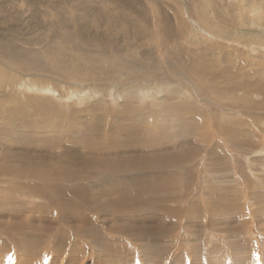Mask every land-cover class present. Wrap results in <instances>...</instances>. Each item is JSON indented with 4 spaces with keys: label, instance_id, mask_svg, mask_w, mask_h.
<instances>
[{
    "label": "rangeland",
    "instance_id": "obj_1",
    "mask_svg": "<svg viewBox=\"0 0 264 264\" xmlns=\"http://www.w3.org/2000/svg\"><path fill=\"white\" fill-rule=\"evenodd\" d=\"M139 27L144 33L145 29L154 33H147L146 38ZM107 51L110 58L115 55L112 60ZM72 59L79 60L81 74L90 60L98 63L93 72L103 78L111 99L100 96L94 87L81 105L77 98L74 102L62 98V103L54 100L58 107L52 100L55 105L50 111L69 116L98 100L104 103L98 107L104 116L124 107L130 113L154 117L142 118L139 125L103 117L97 128L82 124L80 139L91 142L93 130L103 132L107 121H114L126 129L138 128V142L132 137L131 142L146 156L155 152L148 150L149 145L165 154L180 149L174 143L183 149L187 145L197 148L196 154L175 169L137 168L136 173L120 176L96 170L87 185L77 184L84 192L77 196V187L68 190L61 184L1 177L0 264H264V0H0V109L11 104L26 106L27 98L51 97L53 93L46 94L45 88L53 80L64 85L61 80ZM107 63L114 66L105 72ZM38 79L49 83L44 81L45 88L41 85L35 90ZM11 80L15 87L5 86ZM18 80L31 87L24 90L22 99L11 100L7 92L21 85ZM142 91L143 101L132 98ZM171 114L180 117L165 120ZM63 123L59 135L38 139L31 131H22L10 139L25 143L21 148L15 145L17 153L28 152L29 142L35 149L29 154L38 157L40 149V155H45L47 141L50 145L65 137L60 129L68 124ZM120 156L116 159L128 164L137 155ZM43 159L57 161L58 156ZM139 176L147 182L155 178L154 187L159 189L135 191L132 185ZM116 182L123 183L122 191L121 187L114 188L117 192L110 189ZM123 189L135 194L129 204L141 202L124 212L104 211ZM212 197L214 204L220 202L219 207L226 198L230 209L209 211Z\"/></svg>",
    "mask_w": 264,
    "mask_h": 264
},
{
    "label": "bare ground",
    "instance_id": "obj_2",
    "mask_svg": "<svg viewBox=\"0 0 264 264\" xmlns=\"http://www.w3.org/2000/svg\"><path fill=\"white\" fill-rule=\"evenodd\" d=\"M159 21V20H158ZM150 22V21H149ZM157 23V22H156ZM176 23V22H175ZM163 26V25H162ZM185 26V25H184ZM110 27V26H109ZM138 27V26H137ZM187 27V26H186ZM146 28V27H145ZM151 28V27H150ZM163 28V27H162ZM170 28V27H169ZM189 28V27H188ZM140 29V27H139ZM138 29V31H139ZM152 29V28H151ZM159 29V28H158ZM161 29V28H160ZM142 31V29H140ZM157 30V29H156ZM137 31V32H138ZM146 33H144V31H142L144 33V36L147 38L150 33H148V31L145 29ZM178 31V30H177ZM181 31V30H180ZM120 32V31H119ZM126 32V31H125ZM124 32V34H126ZM140 32V31H139ZM159 32H162V31H159ZM182 32V31H181ZM149 35H148V34ZM154 33V32H153ZM152 33V34H153ZM165 33V32H164ZM162 32V34H164ZM168 33V32H166ZM180 33V32H179ZM117 34V32H116ZM123 34V33H122ZM147 34V36L145 35ZM160 34V33H159ZM131 35V34H129ZM141 35V32L140 34L138 33V36ZM143 35V34H142ZM141 35V36H142ZM167 36L171 35V33L169 32L168 34H166ZM128 34L125 36V38L127 39L128 37ZM133 36V35H132ZM131 36V37H132ZM137 36V37H138ZM140 36V37H141ZM143 36V37H144ZM155 36V35H154ZM152 35V40H153V37ZM164 36V35H163ZM176 36V35H174ZM172 35V38L174 37ZM180 36V34H179ZM124 37V35H123ZM134 37H136L134 35ZM151 37V36H150ZM165 37V36H164ZM178 37V36H176ZM175 37V38H176ZM41 38V37H40ZM155 38V37H154ZM167 38H171L170 37H167ZM172 38L170 39V41L172 40ZM124 39V38H123ZM149 39V38H148ZM181 39V38H180ZM183 39V38H182ZM134 40V38H133ZM144 40V39H143ZM146 40V39H145ZM168 40V39H166ZM174 40V39H173ZM169 41V40H168ZM184 41V40H183ZM147 42V40L145 41ZM144 42V43H145ZM150 42V41H148ZM152 42V41H151ZM150 42V44H151ZM155 42V40H154ZM153 42V44H154ZM162 42V41H161ZM172 42V41H171ZM176 42V41H175ZM44 43V42H43ZM147 44V43H146ZM172 44H175V43H172ZM171 44V45H172ZM152 45V44H151ZM150 45V47H151ZM169 45V44H168ZM80 46V45H78ZM96 46V45H94ZM99 46V45H97ZM167 46V45H166ZM88 47V46H87ZM138 47V46H137ZM53 48L54 50V47H51ZM80 48V47H79ZM91 48V47H90ZM95 48V47H94ZM109 48V47H108ZM111 48V47H110ZM213 48V47H212ZM50 49V48H48ZM47 49V50H48ZM210 49V48H209ZM63 50V49H62ZM119 50V49H118ZM190 50V49H189ZM199 50V49H198ZM49 51H52V50H49ZM111 51V50H110ZM203 51V50H201ZM113 52V50H112ZM116 51H114L115 53ZM111 53V52H110ZM110 53H108L107 51V54H109V58H110ZM26 54V53H25ZM60 54V53H59ZM106 54V53H105ZM116 54V53H115ZM124 54V53H123ZM132 54V53H131ZM118 55V54H117ZM125 55V54H124ZM123 55V57H124ZM77 56V55H75ZM115 57V55H113ZM154 56V55H153ZM65 57V56H63ZM108 57V55H106V58ZM113 57V58H114ZM129 57V56H128ZM198 57V56H197ZM61 58V56H60ZM85 58V57H84ZM97 58V57H96ZM100 58V57H98ZM97 58V59H98ZM108 58V59H109ZM112 58V56H111ZM110 58V59H111ZM112 58V59H113ZM125 58V57H124ZM123 58V59H124ZM70 59V58H69ZM68 59V60H69ZM83 59V58H82ZM91 59V58H90ZM96 59V60H97ZM111 59V60H112ZM116 60L120 59L119 58H115ZM114 59V63H115V60ZM126 59V58H125ZM132 59V58H131ZM61 60V59H60ZM63 60V59H62ZM88 60V59H87ZM106 60V59H105ZM104 60V61H105ZM128 60V59H126ZM89 61V60H88ZM87 61V62H88ZM91 62H88L87 64H89V66H87V68H84L82 69V73H78L80 70V63H79V60H75V59H72L71 60V63L69 64V68L70 70L68 71V73H64L63 77H62V80H61V83L64 82V85H57L55 82L51 81L52 83H50L46 88H45V85L43 86L42 83H44V79L42 80L43 82H41V78L38 79L37 81H34L35 83V90H36V87L40 88L41 85H42V88H45L46 89V94L48 93H53L52 95H55V98L53 99H50L52 97H39V98H27V102L28 104H26V106L22 105V104H11V106H5V108H2L0 109V149L2 151L5 150V152L2 154L1 152V155H0V178L1 177H8L10 181H23V180H33L34 182H43V183H48V184H52V185H55V184H61L63 185L64 187L68 188V190L72 187H77L78 183H81V184H85L87 185L89 180H90V175L94 174V173H91V172H96V170H105L106 172L110 173V176H120L121 174H126V173H136L137 172V168H141L142 170H145V169H155L156 168H161V169H166V168H171V169H175L177 168L178 166L181 167L182 165L184 164H187L189 163V158L191 155H193V153L196 154V149H193L191 146H186L185 149L182 148V145L181 144H178V143H174L176 144L177 147H180V149H175L173 152H166L165 154H162V153H159V149H154L151 145L148 146V150H154L155 152L154 153H151V154H148V156L144 154H142V150L141 148L138 147V144L134 145L132 144L131 142V137L134 138V140L136 142H138V137L139 135L136 133L138 128L137 127H134L132 129H126L128 127H126L125 125H122L120 123V125L118 124L117 126L114 123V121H112L111 123H109L107 121V124L106 126L104 127L103 129V132H101L99 129H96V130H93L91 132V142L89 141H86L85 139L83 138H79L78 136V133L79 131H81L82 129V124L84 123H88L89 126H91L92 129L94 128H97L95 126L98 125L97 123L101 122V118H105V119H112V120H115L117 122H119L120 120L123 121V122H128V121H131V122H135V124L140 121H142V118H146L147 121L149 120H154V117L153 115H149V118L147 116H142V115H139V114H133V113H130L129 111H126L127 108H124L122 107V110L120 112H115L114 114L115 115H109V116H104L103 114L100 113V110L98 109V107L100 108V106H102L104 103L101 101V102H98L97 101H94V102H97V103H92L93 105H90V106H84L83 107V110H76L71 112V115L69 116H66L65 114L64 115H61L60 113L59 114H56L55 111H50V107L53 103L54 100H59L63 98V101H67V100H78V103L77 104H80L79 102H84L83 100L86 99V97H89L87 96L88 91H91L93 93V89L95 90V88L97 87V90H98V93L100 94H105L108 98H110L109 94L110 92H108V87H105L104 84H103V78L101 76H99L98 74H94V68L93 66L97 63L94 59L93 60H90ZM107 61V60H106ZM119 61V60H118ZM116 61V63L118 62ZM67 62V61H66ZM98 62H99V59H98ZM109 62V60H108ZM125 62V61H124ZM127 62V61H126ZM138 62V61H137ZM141 62V61H140ZM68 63V62H67ZM121 63V62H119ZM123 63V62H122ZM121 63V65H122ZM199 63V62H198ZM98 64V63H97ZM108 64V63H107ZM110 64H112V61L110 62ZM124 64V63H123ZM126 64V63H125ZM124 64V65H125ZM128 64V63H127ZM142 63H140L141 65ZM64 65V64H63ZM63 65H61V67H63ZM146 65V64H145ZM187 65V64H186ZM67 66V65H66ZM100 66V65H99ZM114 66V65H113ZM112 65L109 66L104 65V71L107 70V69H112L113 68ZM118 66V65H117ZM136 66V65H135ZM143 66V65H142ZM155 66V64H154ZM97 68V67H96ZM119 67H117L118 69ZM121 68V66H120ZM149 68V67H148ZM153 68V67H152ZM151 68V69H152ZM1 69V68H0ZM60 69V70H59ZM62 68L58 67V70L59 71H64V70H61ZM63 69H65V72L66 71V67H64ZM92 69V71H91ZM101 69L100 67L98 68V70ZM103 69V68H102ZM109 69V70H110ZM138 69V68H137ZM145 69V68H144ZM164 69V67L162 68ZM89 70L88 73H85ZM116 72V65H115V69H113V72ZM121 70V69H120ZM136 70V69H135ZM134 70V71H135ZM97 70H95L96 72ZM103 71V70H102ZM138 71V70H137ZM142 71V70H141ZM150 71V70H149ZM164 71V70H163ZM163 71L161 73H163ZM92 72V73H91ZM101 72V71H100ZM106 72V71H105ZM112 72V71H111ZM126 72V69L125 71ZM151 72V71H150ZM159 72V71H158ZM4 73V72H3ZM70 73V74H69ZM160 73V74H161ZM169 73V72H168ZM103 74H105L103 72ZM139 74V73H138ZM137 74V75H138ZM166 74V73H164ZM170 74V73H169ZM172 74V73H171ZM197 74H199L197 72ZM7 75V73H6ZM163 75V74H161ZM160 75V76H161ZM167 75V74H166ZM62 76V75H61ZM66 76V77H64ZM139 76V75H138ZM150 76V75H149ZM148 76V77H149ZM153 76V75H152ZM156 76V75H155ZM164 76V75H163ZM168 76V75H167ZM175 76V75H174ZM6 77V76H5ZM22 77H25L24 74L22 75L21 74V78ZM57 77V75H56ZM157 77V76H156ZM155 77V79H156ZM4 78V77H3ZM28 78V77H27ZM33 77H31L32 79ZM43 78V77H42ZM151 79V77H149ZM148 78V79H149ZM169 78V77H168ZM5 79V78H4ZM29 79V78H28ZM34 79H37V77ZM32 79V80H34ZM46 79V78H45ZM159 79V78H158ZM163 79V78H162ZM30 80V79H29ZM160 80V79H159ZM158 80V81H159ZM173 80V79H171ZM3 81V80H2ZM12 81V80H11ZM50 81V80H49ZM63 81V82H62ZM146 81V80H145ZM156 81V80H155ZM8 82V81H6ZM18 82L21 83V85L17 86V89H11L9 90L7 93H8V97L9 99L11 100H15V99H22L23 98V94H24V90H28L30 89V85L28 83H26V81L24 82V84H22V80H18ZM30 82V81H29ZM33 82V81H32ZM45 82H48V81H45ZM31 83V82H30ZM37 83V84H36ZM49 83V82H48ZM47 83V84H48ZM134 83V82H133ZM132 83V84H133ZM45 84V83H44ZM72 84L73 85H77L78 87H81V88H78V87H73L72 88ZM156 84V83H155ZM15 81L13 80L10 84H6L5 86H8V87H15ZM87 85H90L89 89H82V87L86 88ZM127 85V84H126ZM124 85V86H126ZM134 85V84H133ZM136 85V84H135ZM33 86V87H34ZM122 86V88L125 89V87ZM137 86V85H136ZM135 86V87H136ZM140 86V85H138ZM170 86V85H169ZM55 87H57V89H55ZM95 87V88H94ZM114 87V85H113ZM131 87V86H130ZM144 87V86H143ZM0 88H3V86H0ZM41 88V90H42ZM54 90H53V89ZM75 90H72L74 89ZM93 88V89H91ZM118 88V87H117ZM116 88V89H117ZM133 89V88H131ZM144 89V88H143ZM142 89V90H143ZM159 89V88H158ZM180 89V88H179ZM32 90V89H31ZM40 90V89H39ZM44 90V89H43ZM42 90V92H43ZM51 90V91H50ZM53 90V91H52ZM114 90V89H113ZM123 90V89H121ZM145 90V89H144ZM143 90V91H144ZM30 91V90H29ZM38 91V90H37ZM116 91V90H115ZM127 91V90H126ZM125 91V92H126ZM140 91V90H139ZM142 92L139 93V95H133V99L135 100H140V101H143L144 100V97H145V94ZM146 91V90H145ZM144 91V92H145ZM151 91V90H150ZM118 92V90H117ZM134 92V90H131V94ZM165 92V91H164ZM44 93V95H45ZM114 93V92H113ZM120 93V92H118ZM128 93V92H127ZM148 93V92H147ZM166 93V92H165ZM97 94V93H96ZM125 94V93H123ZM149 95V93H148ZM146 95V96H148ZM152 95V94H151ZM48 96V95H46ZM91 96V95H90ZM157 96V95H156ZM161 96V95H160ZM137 97H139L137 99ZM154 97V96H153ZM94 98V97H93ZM97 99V96L95 97ZM107 98V99H108ZM111 99V98H110ZM147 99V98H146ZM161 99V98H160ZM53 100V101H52ZM91 100V99H89ZM149 100V99H148ZM86 101H88L86 99ZM55 102V101H54ZM61 102V101H60ZM59 102V103H60ZM72 102H74L72 100ZM109 102V101H108ZM133 102V101H131ZM56 103V102H55ZM62 103V102H61ZM91 103V102H90ZM118 103V102H117ZM128 103V102H127ZM152 103V102H151ZM155 103V102H154ZM152 103V104H154ZM54 104V103H53ZM66 104V103H65ZM76 104V105H77ZM87 104V103H86ZM111 104V103H110ZM108 104L110 107L111 105ZM119 104V103H118ZM10 105V104H9ZM43 105V106H41ZM55 105V104H54ZM58 104L56 103V106ZM68 105V104H67ZM81 105V104H80ZM85 105V104H84ZM183 105V104H182ZM38 106H41V107H38ZM59 106H63L65 107L64 105H59ZM107 106V105H106ZM153 106V105H152ZM184 106V105H183ZM14 107V108H13ZM44 107V109H43ZM58 107V106H57ZM69 107V106H67ZM76 107V106H75ZM78 107V106H77ZM103 107V106H102ZM101 107V108H102ZM100 108V109H101ZM62 109V108H61ZM60 109V110H61ZM80 109V108H78ZM99 111H98V110ZM112 109V107H111ZM64 110V109H62ZM61 110V111H62ZM68 110V108H67ZM67 112V111H66ZM65 112V113H66ZM157 112V111H156ZM69 114V113H68ZM171 117H174V118H179L180 117V114L178 115H174V114H171L170 116H165V120H170ZM31 118V119H30ZM183 118V117H182ZM181 119V118H180ZM179 120V119H177ZM111 121V120H110ZM64 122V123H67L68 126L65 128V130L63 129H60V131H65V137L60 140V142H56V143H51L50 145L48 144L50 141H47V149L44 148V152H45V155H40V149H38L37 151H39V155L37 157L34 156L31 152L30 154L28 153L29 151H35V149L33 148V144L29 143L28 142V145L25 147L26 151L28 152H21L20 153H17L16 149H15V145H17L18 147L16 148H21V147H24L25 146V143H20V141L18 140H12L10 138H13L14 136H20L21 134H23L24 132H27V131H31L32 132V135H36V137H38V139H40L41 137H47L46 135L49 134H58L59 135V132H58V129L60 128V124ZM93 122V123H92ZM63 123V124H64ZM141 123V122H140ZM134 124V123H133ZM139 125V124H138ZM145 127V126H143ZM143 127H140L142 130H146L145 128ZM26 131H25V130ZM148 129V128H147ZM140 130V129H139ZM23 131V133H22ZM135 136V137H133ZM55 137V136H54ZM150 140V139H149ZM13 143V144H12ZM188 143V142H187ZM186 143V144H187ZM4 144V145H7L9 144V147L8 148H3L1 147V145ZM172 143V145L170 146H173L174 145ZM130 145V146H128ZM161 145V144H160ZM66 146V147H64ZM68 146L70 148H68ZM131 147L130 150H126L128 149V147ZM142 146V145H141ZM165 146V145H164ZM163 146V147H164ZM169 146V144H168ZM175 146V145H174ZM185 146V145H184ZM183 146V147H184ZM34 147H37V146H34ZM159 147V145H158ZM161 147V146H160ZM175 147V148H177ZM126 148V149H124ZM146 148V147H145ZM165 148V147H164ZM171 148V147H170ZM43 149V148H42ZM182 149V151H181ZM24 150V149H22ZM84 150L86 152H88L87 154H83L81 153V151ZM56 151H60L59 154H54L56 153ZM163 151V150H161ZM180 151V152H179ZM43 152V151H41ZM47 152V153H46ZM127 152H131L132 153V156H136V159H130L128 161V164L125 163V161H119L117 160L116 158L117 157H120L121 158V154L125 155V153ZM37 153V152H36ZM95 154V155H92V154ZM228 153V152H226ZM44 154V153H43ZM47 155H50V157L52 159H55L56 156H58V159L57 161H49V160H44L43 158ZM221 155V154H220ZM114 156L116 160H114ZM145 157V158H144ZM149 158V159H147ZM222 164V163H221ZM152 171H149V172H146L147 173H150ZM98 174V173H96ZM95 176V175H94ZM137 176V175H136ZM152 175H145L144 177H147V178H151ZM104 177V176H103ZM144 177L142 176H139L137 178H135L134 180L136 181V183H133L134 185H132L133 187H136V190L135 191H142L143 189L142 188H145V189H154V191L157 189L154 187L155 185V181L156 179H154V181H146L144 179ZM93 178V177H92ZM111 178V177H110ZM115 178H119V177H115ZM146 178V179H147ZM2 179V178H1ZM152 179V180H153ZM3 180V179H2ZM0 180V181H2ZM117 180V179H116ZM150 180V179H149ZM27 181V182H28ZM110 182V181H109ZM119 182V181H117ZM116 182V183H117ZM32 183V182H31ZM115 183V182H113ZM19 184V183H18ZM44 184V185H45ZM122 184L123 183H117L114 184V186H110V189H114V188H120L119 190L122 189ZM34 185V184H33ZM43 185V186H44ZM125 185V183H124ZM128 186V185H127ZM51 187V186H50ZM53 187V186H52ZM83 187V186H81ZM13 188V187H12ZM48 189V188H47ZM57 189V188H56ZM132 189V188H131ZM159 189V188H158ZM157 189V190H158ZM18 190V189H17ZM15 190V192L17 191ZM36 190V189H35ZM115 190V189H114ZM124 191L121 192V193H116L119 198H117L116 200L114 199H111L110 202L107 203L106 206H104V211H108V209L110 211L112 210H126L124 208H128V206H133L137 203H140L141 200H137L136 202L134 203H131L129 204V201L134 197L135 194H133L132 192H129L128 191H131L129 189H123ZM74 191L76 192V196L77 195H80V194H84V192L82 193L79 189V187H77V189H74ZM116 191V190H115ZM122 191V190H121ZM38 192V191H36ZM40 192V191H39ZM71 192V190H70ZM103 192V191H102ZM117 192V191H116ZM120 192V191H119ZM159 192V191H157ZM32 193V192H30ZM34 193V192H33ZM57 193H60L59 190L57 191ZM69 193V191H68ZM107 193V192H106ZM112 193V192H111ZM40 194V193H38ZM72 194V193H70ZM103 194V193H101ZM133 194V196H131ZM37 195V194H35ZM34 195V196H35ZM108 195V194H107ZM111 195V194H110ZM114 195H115V192H114ZM116 195V197H117ZM224 196H226L225 194H223ZM40 195H37V197H39ZM61 196V195H59ZM58 196V197H59ZM102 196V195H101ZM105 196V195H104ZM213 196V195H212ZM41 198L44 197L43 194H41L40 196ZM103 197V196H102ZM101 197V198H102ZM109 197V196H108ZM114 197V196H113ZM120 197H123V200L120 201ZM46 198V197H45ZM213 198V199H212ZM212 198H209V204H210V209L209 211H215L214 209L216 208L217 210L219 208V210H229L228 207L230 206L228 204V200L226 198H223L222 200V203L220 205V207L218 206V203H215L214 204V198L215 197H212ZM47 199V198H46ZM105 199V197H104ZM109 199V200H110ZM216 199V198H215ZM113 200V201H112ZM98 201V200H97ZM46 202V201H45ZM100 202V201H99ZM54 203V202H53ZM102 203V202H101ZM208 205V204H207ZM102 206V204L100 205ZM153 206H155L153 204ZM134 207V206H133ZM214 207V208H213ZM219 207V208H218ZM80 208V207H78ZM103 208V207H102ZM106 208V209H105ZM142 208V207H141ZM232 208V207H231ZM77 209V208H76ZM135 209V208H134ZM137 209V208H136ZM81 210V209H80ZM52 211V210H51ZM78 211V210H77ZM197 211V210H196ZM200 211V210H199ZM80 212V211H79ZM124 212V211H123ZM168 213V212H167ZM175 212H171V215L174 214ZM36 214V213H35ZM43 214V213H42ZM51 214V213H50ZM49 214V216H50ZM98 214V213H97ZM121 214V213H120ZM126 214V213H124ZM166 215V213H165ZM170 215V214H169ZM4 218V217H2ZM53 218V217H52ZM152 218V217H150ZM5 219V218H4ZM154 219V218H153ZM152 219V220H153ZM72 220V219H71ZM76 222V221H75ZM82 222V221H81ZM81 224V223H80ZM40 227V226H39ZM26 233V232H25ZM182 234V233H181ZM18 235V234H17ZM98 235V234H97ZM9 237V236H8ZM85 237V236H84ZM13 238V236H12ZM19 238V237H17ZM27 239V238H26ZM31 239V238H30ZM29 239V240H30ZM12 241V240H11ZM40 242V241H39ZM163 245V244H162ZM37 250V249H36ZM105 261V260H104Z\"/></svg>",
    "mask_w": 264,
    "mask_h": 264
}]
</instances>
